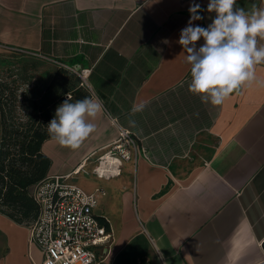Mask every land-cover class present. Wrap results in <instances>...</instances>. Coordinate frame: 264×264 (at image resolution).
<instances>
[{
  "label": "crops",
  "instance_id": "1",
  "mask_svg": "<svg viewBox=\"0 0 264 264\" xmlns=\"http://www.w3.org/2000/svg\"><path fill=\"white\" fill-rule=\"evenodd\" d=\"M208 2L0 0V53L91 69L86 88L104 106L97 131L77 150L49 139L41 151L47 176L71 174L86 160L70 182L96 195L93 213L108 225L102 264H264V86H244L222 105L202 103L188 90L190 66L177 43L192 3L203 17L194 25L212 22ZM252 4L264 0H237L246 10ZM256 76L264 80V64ZM141 100L147 107L131 115ZM119 128L136 151L118 176L99 178L97 151ZM17 227L0 217L8 252L0 264H41L26 227Z\"/></svg>",
  "mask_w": 264,
  "mask_h": 264
},
{
  "label": "clouds",
  "instance_id": "2",
  "mask_svg": "<svg viewBox=\"0 0 264 264\" xmlns=\"http://www.w3.org/2000/svg\"><path fill=\"white\" fill-rule=\"evenodd\" d=\"M201 6H189L190 19L181 30L177 43L182 46L184 61L190 66L189 91L202 103L222 105L242 87L258 83L256 66L264 64V7L252 4L251 9L237 5V0H209L207 12L215 13L207 27L194 25L201 20ZM204 43L197 48V42ZM149 101L134 103L131 115L142 112ZM104 111L99 97L85 96L71 102L68 97L56 108L47 124L49 137L61 147L79 149L97 131L93 122ZM131 127L135 120L129 119Z\"/></svg>",
  "mask_w": 264,
  "mask_h": 264
},
{
  "label": "built area",
  "instance_id": "3",
  "mask_svg": "<svg viewBox=\"0 0 264 264\" xmlns=\"http://www.w3.org/2000/svg\"><path fill=\"white\" fill-rule=\"evenodd\" d=\"M90 72H76L85 88ZM100 151L92 172L99 178H109L120 174L122 163L131 159L136 146L130 133L119 128L117 139ZM95 154L92 152L89 158ZM85 161L71 174L46 176L30 188L37 214L26 224L27 242L39 250L41 264H102L108 253L111 234L101 223L106 222L93 213L96 195L70 182Z\"/></svg>",
  "mask_w": 264,
  "mask_h": 264
},
{
  "label": "trees",
  "instance_id": "4",
  "mask_svg": "<svg viewBox=\"0 0 264 264\" xmlns=\"http://www.w3.org/2000/svg\"><path fill=\"white\" fill-rule=\"evenodd\" d=\"M85 96L90 93L78 75L75 84L55 77L27 102L22 118H16L15 108H5L6 100L0 96V213L15 223L27 224L37 214L29 191L49 171L50 160L41 151L43 142L51 139L47 124L68 97L75 102Z\"/></svg>",
  "mask_w": 264,
  "mask_h": 264
},
{
  "label": "rangeland",
  "instance_id": "5",
  "mask_svg": "<svg viewBox=\"0 0 264 264\" xmlns=\"http://www.w3.org/2000/svg\"><path fill=\"white\" fill-rule=\"evenodd\" d=\"M55 77L65 79L71 84L77 81V74L68 68L22 53L12 51L0 53V96L6 100V109L15 108L16 118L24 116L27 102L38 97ZM0 217L16 224L19 230L26 227V224H17L1 213ZM6 245L5 234L0 230V256L8 254L6 250L1 253Z\"/></svg>",
  "mask_w": 264,
  "mask_h": 264
}]
</instances>
